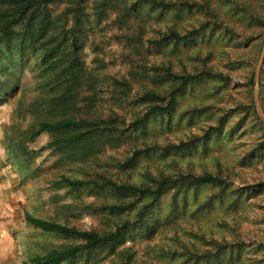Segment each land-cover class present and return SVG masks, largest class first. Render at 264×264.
I'll use <instances>...</instances> for the list:
<instances>
[{
	"label": "rangeland",
	"instance_id": "rangeland-1",
	"mask_svg": "<svg viewBox=\"0 0 264 264\" xmlns=\"http://www.w3.org/2000/svg\"><path fill=\"white\" fill-rule=\"evenodd\" d=\"M100 1L82 4L86 24L78 54L84 85L77 115L106 119L115 113L130 121L149 105L165 104L168 98L158 101L143 93H168L175 85L168 72L200 77L177 93L163 114L151 116L144 132L48 148L53 133L31 137L45 117L34 106L44 91L39 67L70 0L48 3L50 18L34 30V49L17 36L0 44V264H21L70 243L33 228L26 213L104 231L113 220L136 221L147 202L129 196L125 201L135 199L136 205L126 213L91 212L88 205L117 197L69 192L59 183L62 176L99 174L138 184L181 173H210L220 181L168 188L148 203L114 250L99 248L62 264H264V122L253 100L264 45V0H165V9L143 3L133 13L124 11L121 0L99 11ZM170 29L180 39L155 49L151 40ZM57 48L66 53L68 44ZM260 80L264 106V61ZM192 139L195 145L178 147ZM145 146L155 148L133 167L122 165L134 148Z\"/></svg>",
	"mask_w": 264,
	"mask_h": 264
},
{
	"label": "trees",
	"instance_id": "trees-1",
	"mask_svg": "<svg viewBox=\"0 0 264 264\" xmlns=\"http://www.w3.org/2000/svg\"><path fill=\"white\" fill-rule=\"evenodd\" d=\"M50 1L52 0H0V4H2L0 8V44H9L13 37L17 36L20 42L26 41V44L31 49H34L36 40L34 41L33 32H35L34 30H41V27L48 22L50 18L48 3ZM110 1L113 2V6H116L119 2L101 0L98 4L99 11L102 10L103 5L108 4ZM84 2L85 0H70L72 7H68L65 10L62 24H57V27L53 29V33L50 35L49 44L52 45L41 56L43 58H41L39 67V87L44 91L39 95L34 106L39 108L38 112L45 113V117L39 121L31 137L46 131L53 133L55 138L46 145L48 148L60 149L64 146H83L86 142H90L97 137L100 139L104 137L110 140L111 136L126 131L140 130L144 132L151 116L163 114L164 111L169 109L174 96L182 91L187 84L200 77V74L196 73L176 74L171 71L168 72L167 74L175 82V85L168 93L163 95L152 90L143 93L144 98H153L158 101L168 98L167 101H164L165 104L154 103L149 105L140 115L130 121L122 119L115 113L110 114L106 119L99 117L85 118L77 115L76 104L79 101L80 89L84 85L82 81L84 72L78 54L81 49V38H83L86 24V15L82 5ZM121 2L124 5V11L127 13L136 12L139 5L143 3L158 6L161 9L169 6L165 0H121ZM34 18L35 20H33ZM33 21H35L34 25ZM179 39L178 33L170 29L163 36L151 40V43L155 49H161L165 42L173 41L176 44ZM63 42L68 44L66 53L59 49L60 47L57 48ZM261 87L262 82L259 77V91H261ZM261 106L264 111L263 104ZM188 142H181L178 147L195 145L196 143L194 139ZM152 148L155 147L134 148L131 155L126 158L122 165L126 168L133 167L139 157ZM219 181L218 177L210 173L202 175L181 173L176 176L150 177L148 183L141 182L138 184L128 181L118 182L99 174L95 178L83 179L62 176L59 183L65 186L69 192L87 190L88 192L98 193L104 191L115 194L117 197L113 201H103L99 206L88 205V209L91 212L107 210L113 215L126 213L136 205L135 199L125 201L126 197L129 196L138 200L146 199L147 202L142 208L138 209L136 221L130 219L113 220L111 227L104 231L79 229L76 226L68 225L58 220H45L26 213V221L33 228L60 236L70 241V243L63 247L51 248L42 255L33 256L21 264H62L74 260L81 254H89L99 248L114 250L125 240L127 231L134 223L139 222V218L142 217L147 209L148 203L151 204L158 200L168 188L185 182L189 184H199L201 182L216 184ZM255 186L253 185L252 188H255Z\"/></svg>",
	"mask_w": 264,
	"mask_h": 264
},
{
	"label": "water",
	"instance_id": "water-1",
	"mask_svg": "<svg viewBox=\"0 0 264 264\" xmlns=\"http://www.w3.org/2000/svg\"><path fill=\"white\" fill-rule=\"evenodd\" d=\"M263 60H264V45H263V48L260 52L257 64L255 66V72H254V77H253V82H254L253 100H254L255 105H256L257 113H258L260 119L264 122V111L262 109V106H261V103L259 100V91H258L260 70H261V66L263 64Z\"/></svg>",
	"mask_w": 264,
	"mask_h": 264
}]
</instances>
